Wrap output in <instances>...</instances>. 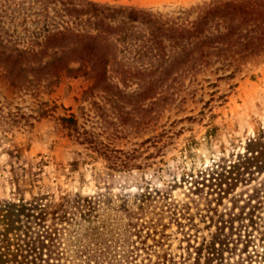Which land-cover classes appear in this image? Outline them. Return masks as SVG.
Instances as JSON below:
<instances>
[{"label": "rangeland", "instance_id": "rangeland-1", "mask_svg": "<svg viewBox=\"0 0 264 264\" xmlns=\"http://www.w3.org/2000/svg\"><path fill=\"white\" fill-rule=\"evenodd\" d=\"M90 1L165 15L211 0ZM110 76L118 89L107 93L83 77L14 90L0 75V233L64 213L63 221H114L109 238L126 239L138 263L221 242L214 263L264 264V159L229 173L264 136V53L157 85ZM70 115L79 132L141 169H109L92 144L67 134L60 118ZM181 176L187 182L174 186ZM90 198L105 203L84 213L77 205Z\"/></svg>", "mask_w": 264, "mask_h": 264}, {"label": "trees", "instance_id": "trees-1", "mask_svg": "<svg viewBox=\"0 0 264 264\" xmlns=\"http://www.w3.org/2000/svg\"><path fill=\"white\" fill-rule=\"evenodd\" d=\"M263 53L264 0H211L165 15L90 0H0V75L14 90L83 77L92 81L89 89L109 93L118 89L109 78L113 72L119 82L152 76L157 85L172 75L187 77L213 64ZM60 122L69 136L92 144L109 169H141L121 151L99 146L88 132H79L73 115ZM244 157L229 173L263 161L264 136L247 144ZM185 182L181 176L173 185ZM200 184L195 180L189 190L197 192ZM104 203L90 198L77 206L89 213ZM64 218L63 213L38 228L26 221L19 230L0 233V264H222V259L214 263L215 244L221 242L194 247L177 259L164 253L138 263L126 239L119 244L109 238L114 221L90 225L86 219Z\"/></svg>", "mask_w": 264, "mask_h": 264}]
</instances>
